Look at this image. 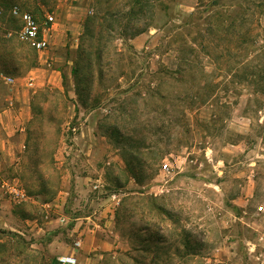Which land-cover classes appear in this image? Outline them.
<instances>
[{
	"label": "rangeland",
	"instance_id": "374dc122",
	"mask_svg": "<svg viewBox=\"0 0 264 264\" xmlns=\"http://www.w3.org/2000/svg\"><path fill=\"white\" fill-rule=\"evenodd\" d=\"M2 1L41 20L65 7ZM132 4L91 1L65 92L35 94L27 148L0 179L37 200L81 197L88 213H66L54 231L98 226L113 242L102 264H264V0H141L133 14ZM10 38L17 57L0 66L19 77L38 55ZM10 93L0 80V111ZM42 214L0 213V264H51L38 246L49 236L32 230Z\"/></svg>",
	"mask_w": 264,
	"mask_h": 264
},
{
	"label": "crops",
	"instance_id": "0c3cea01",
	"mask_svg": "<svg viewBox=\"0 0 264 264\" xmlns=\"http://www.w3.org/2000/svg\"><path fill=\"white\" fill-rule=\"evenodd\" d=\"M77 1L79 6L74 7L72 3L65 0V7L62 5L64 8L56 14V21L49 33L50 46L48 50L37 52L20 41L25 45V48H28L29 52H35L38 55L37 60L23 64L24 67L18 71L22 76L8 74L3 69L4 66H0V75L5 74L14 78L13 83H7L0 76V80L11 88V93L7 95L6 99L7 105L0 111V172L7 166L15 164L19 166L20 164L21 154L27 148L28 128L34 117L33 100L35 94L42 89H58V91L65 92L64 77L71 78V75L74 74L75 67H73V64L75 59L80 58L84 53L83 41L89 35V26L88 22L85 21V17L94 14V8L91 6L93 0ZM0 4L6 10L11 6L8 1L0 0ZM5 15L10 17V19L7 18L6 26L10 27L15 24L12 27L16 26L15 29H18L20 26L19 19L11 17L8 11ZM9 27L2 26L0 20L1 63L6 57L10 56V52L13 53L10 49L12 47L10 43L12 42L9 34L12 29ZM14 56L17 57V54H14ZM71 91L68 92L71 93ZM68 124L69 122L66 126ZM118 160L120 166H124L121 158ZM3 179H0V185ZM73 198L78 201L74 205L72 204ZM29 200H32L34 204L31 206L32 209L19 212L18 209H15L11 198L3 192L0 186V213H43L41 221L38 218L32 219L35 225L32 230L36 236H49L47 245L40 243L41 245L38 244V246H42V249L48 250L49 256H53L51 264H57L60 256L72 253L77 255V264H102L105 256L104 251L111 248L113 242L100 237L98 226L95 225L94 228H90L88 225L80 227L82 221L78 220L76 226L67 231L63 228L58 233L54 231V226H57L59 222L63 224L62 220L67 219L66 213H88L84 205L80 203L82 202L81 197L77 198L73 193L65 192L64 195H59V197L41 200L30 196ZM0 222H3V217L0 218ZM65 232L67 237H64ZM78 238L82 240V243L80 248L75 250L73 244Z\"/></svg>",
	"mask_w": 264,
	"mask_h": 264
},
{
	"label": "built area",
	"instance_id": "2783aa9c",
	"mask_svg": "<svg viewBox=\"0 0 264 264\" xmlns=\"http://www.w3.org/2000/svg\"><path fill=\"white\" fill-rule=\"evenodd\" d=\"M20 21V26L15 31H11L9 34L12 36L16 34V37L22 43L29 45L37 52H44L49 49L50 39L49 33L52 25L56 21V15L53 12H47L44 19L41 20L35 13L30 10H26L19 4H12L8 10H6L0 4V20L7 13ZM1 78L7 83H13L14 78L5 74L0 75ZM67 130L70 132L77 131L75 126L68 125ZM165 170L169 169L168 164L164 165ZM1 188L3 192L11 198L14 202H23L29 200L30 196L26 189L20 184L17 179H3L1 181ZM101 183L97 182L94 185L95 189H99ZM111 201L113 203V208L115 209L119 206L121 200L117 193L110 195ZM116 206V207H115ZM262 208V207H261ZM66 219H63L64 221ZM82 240L80 238L74 241V249L80 248ZM57 264H77V255L72 253L70 255H63L58 258Z\"/></svg>",
	"mask_w": 264,
	"mask_h": 264
},
{
	"label": "trees",
	"instance_id": "16d2710c",
	"mask_svg": "<svg viewBox=\"0 0 264 264\" xmlns=\"http://www.w3.org/2000/svg\"><path fill=\"white\" fill-rule=\"evenodd\" d=\"M216 3H220V1L221 0H214ZM131 2L133 3L132 4V6L130 7V9H129V11L133 14V12H139V13H142L143 12V8H139V9H137V10H135V6L136 5H139V6H142V4H141V0H131ZM200 2H204V0H200ZM148 27H144L143 29H139V28H137V30L135 31V35H138V34H140V33H142V32H145L146 31V29H147ZM92 36H93V34H92ZM188 67H190V64H188V61H187V63H185L184 64V71H186L187 70V68ZM264 89V88H263Z\"/></svg>",
	"mask_w": 264,
	"mask_h": 264
}]
</instances>
